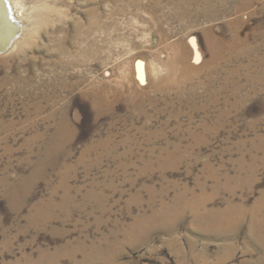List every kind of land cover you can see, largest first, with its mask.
<instances>
[{
	"label": "rangeland",
	"instance_id": "obj_1",
	"mask_svg": "<svg viewBox=\"0 0 264 264\" xmlns=\"http://www.w3.org/2000/svg\"><path fill=\"white\" fill-rule=\"evenodd\" d=\"M46 1L0 54V264H264V0Z\"/></svg>",
	"mask_w": 264,
	"mask_h": 264
},
{
	"label": "bare ground",
	"instance_id": "obj_2",
	"mask_svg": "<svg viewBox=\"0 0 264 264\" xmlns=\"http://www.w3.org/2000/svg\"><path fill=\"white\" fill-rule=\"evenodd\" d=\"M4 1H5V4H6V7H7V11H8V14H7L8 15V18L12 21L13 24H15L18 27V31L14 35L12 41L10 42L9 47L5 51H0V54L1 53H7L8 51H10L14 47H16V49L18 48V50H20L21 47H22V44H23V39H25V37L27 36V33L25 32V27L23 26L24 27L23 28L21 26V21L23 19V15H22V10H19L20 9V3H19L20 0H19V2L17 0H15V1H13V0L12 1L11 0H4ZM39 1L41 3L37 5V10L39 12V20L38 21H39V24L40 23L45 24L46 22H49L48 21V19H49L48 13H52L53 10H52V8L49 7L48 2L46 0H39ZM84 1H86L88 3L89 2L90 3H92V2L95 3L96 0H84ZM193 2H194V0L184 1V3H185V11L186 12L189 11V7H190V5ZM43 11H45V12L42 13ZM87 26H88V24H87ZM20 27L22 29H20ZM97 28H98L97 27V24H95V22L92 21V19H91V22H89V27H88L87 30H94V32L96 34L98 32ZM85 30H86V28H85ZM20 36H21V38H20ZM212 43H213V40L211 41V44ZM7 44L8 43L6 42V45ZM181 57H182L183 62L186 63V64H188L187 63V50L183 49V52H182V56ZM186 64H185V66H186ZM186 68L188 69L189 67H186ZM101 92H102L101 89L98 88L92 94L93 95V98H94L95 105L96 104L99 105V104H101V102H103V97H102L103 95L101 94ZM70 126H71L70 123L68 122V120L65 117H63L60 120L59 125L57 127V130H56V132H55V134H54L51 142L46 147V149H48L47 151H54V152H58V153H60L62 151V149L66 146V143L69 141V139L71 137V130H68L70 128ZM103 145H105V144L103 143ZM199 200H200V198H199ZM199 200L198 199L197 200L194 199V201L189 202V204H188L192 208V210L194 212V215H195V218L197 220L198 219L203 220V219H213V218H218V219L219 218H226L229 215H231L232 213L234 214V209L233 210L232 209L231 210H228L225 213L218 212V211H209V212H205V213L204 212L203 213H200L199 212L200 208L205 207V205H204L205 204V201H203V200H200L199 201ZM261 204H264V200H263V203H258L256 205V207L254 208L253 212L251 213L252 214L251 219H252V222H253L252 223V226H251V229H252L253 235L255 236V239L264 247V217H262L260 219L258 218V211L260 209ZM163 207H165V206H163ZM231 208H233V207H231ZM235 214H236V212H235ZM237 215H239V214H237ZM137 227H138V224L134 225L133 226V230H136ZM260 232H261V234H260Z\"/></svg>",
	"mask_w": 264,
	"mask_h": 264
},
{
	"label": "water",
	"instance_id": "obj_3",
	"mask_svg": "<svg viewBox=\"0 0 264 264\" xmlns=\"http://www.w3.org/2000/svg\"><path fill=\"white\" fill-rule=\"evenodd\" d=\"M8 11L4 0H0V51H5L14 35L18 31V27L8 18ZM6 42L8 43L6 45Z\"/></svg>",
	"mask_w": 264,
	"mask_h": 264
}]
</instances>
